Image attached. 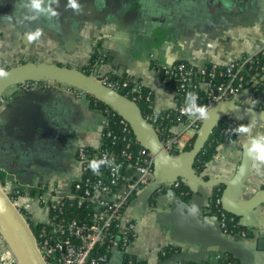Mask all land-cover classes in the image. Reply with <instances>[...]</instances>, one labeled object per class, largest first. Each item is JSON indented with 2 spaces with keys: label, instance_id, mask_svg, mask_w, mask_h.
Listing matches in <instances>:
<instances>
[{
  "label": "crops",
  "instance_id": "1",
  "mask_svg": "<svg viewBox=\"0 0 264 264\" xmlns=\"http://www.w3.org/2000/svg\"><path fill=\"white\" fill-rule=\"evenodd\" d=\"M77 3L79 10L69 7L68 0H42V10H36L32 0H0V67L6 70L33 63L79 68L98 52L108 61L96 69L97 75L111 73L146 85L152 92L153 109L166 112L175 108V96L160 86L150 55L168 66L178 62L195 68L225 66L254 56L256 45H264V4L259 0ZM49 7L58 16H50ZM37 28L43 34L29 42L26 33ZM15 91L9 99H17L13 109L0 107V179L14 181L12 188L16 189L17 183L22 189H37L47 179L48 185L67 191L78 175L77 149H92L101 143L100 112L91 107L85 93L67 91L64 86L31 92L12 87L6 95ZM241 98L245 107L264 105L261 97L254 99L250 93ZM253 101H258L254 107ZM229 121L237 135L217 147L203 180L235 177L247 155L251 163L244 186L255 193L264 188V162L257 160L259 153L249 150L254 140L264 144V124ZM241 126L250 131L241 133ZM172 130L179 132L181 126ZM16 173L23 177L21 181L16 180ZM126 175H134V171L129 169ZM214 187L190 188L188 198L174 190L157 193L151 186L140 191L125 210L136 228L129 257L156 264V251L174 247L180 250L179 257L173 256L179 264L200 260L213 264L212 259L217 264H264V207L240 219L245 237L229 238L221 234L212 213ZM30 214L35 221L41 220L36 207ZM152 251L156 253L151 255ZM119 254L113 252L112 264H120Z\"/></svg>",
  "mask_w": 264,
  "mask_h": 264
},
{
  "label": "built area",
  "instance_id": "2",
  "mask_svg": "<svg viewBox=\"0 0 264 264\" xmlns=\"http://www.w3.org/2000/svg\"><path fill=\"white\" fill-rule=\"evenodd\" d=\"M257 52H264V45H256ZM105 56L104 54H101ZM255 56V55H254ZM254 56H245L241 60L230 62L225 66L207 65L195 68L185 63L165 65L158 62L157 58L150 55L152 68L157 80L163 88L171 91L175 96L176 106L174 114L180 120L179 132L156 125L160 113L170 116V111L160 112L152 107L150 93L144 95L146 85L135 82L130 78L117 79L115 74L99 76L96 69H89V74L103 85L117 91L124 97L135 102L151 105L150 111L143 116L151 124L167 154L176 156L183 152L189 141L195 137L202 119L190 115L184 109L190 106L187 93L203 91L206 95L203 103L197 107H213L220 101L241 103L244 93L255 94L256 82L245 89V69L255 62ZM100 65H105L102 60ZM264 72V65L261 68ZM84 72V71H83ZM113 78V79H112ZM64 86L67 91L83 94L84 92L71 86L55 81L22 82L17 89L28 92L33 89L49 90ZM149 89V88H148ZM197 96V95H196ZM264 104L263 95H259ZM185 103H182L184 102ZM180 104L178 105L177 103ZM4 100L0 99V107ZM101 114V143L110 139L112 143L117 140L113 129H110L109 118L118 113L108 106ZM123 134V149L117 154L98 147L88 149L79 147L76 151V162L79 165L78 175L72 180L69 188L61 192L54 185L37 188L39 194L31 195L30 192L22 193V185L17 183V189L12 188L14 181H4L1 190L7 195L17 211L28 223L33 235L36 248L44 264H112V254L119 251L126 256V264H142L144 261H135L129 257L128 248L136 236V228L132 220L125 216V210L130 200L140 191L154 184L153 157L149 151L140 147L136 152L130 149L137 144L134 137L130 136V126L123 119L119 122ZM93 159H105L100 164L99 174H94L89 168ZM133 170L134 175H126L128 170ZM122 171V173H120ZM186 182L178 179L173 183H164L156 186V192L178 189ZM30 191L33 188L23 186ZM36 207L41 213V220L35 221L30 210ZM214 216L222 235L229 238H243L246 231L236 234L227 233L226 223L235 221L222 207L221 197L216 196L213 203ZM241 224V221H239ZM157 252V253H156ZM151 252L164 255L163 249ZM0 264H19L7 239L0 233Z\"/></svg>",
  "mask_w": 264,
  "mask_h": 264
},
{
  "label": "water",
  "instance_id": "3",
  "mask_svg": "<svg viewBox=\"0 0 264 264\" xmlns=\"http://www.w3.org/2000/svg\"><path fill=\"white\" fill-rule=\"evenodd\" d=\"M260 3L264 4V0H259ZM5 71L9 75L6 78H0V99L4 100L3 106L5 105L10 109H13L17 102V99L9 102V99L16 91L9 93L8 96L3 94L4 91L16 87L22 82L34 81H55L71 86L114 109L129 124L137 144L149 151L153 157L154 184L151 185L150 190L156 189L157 185L173 183L178 179L186 182L189 188L222 185L224 187L221 197L222 207L228 214L238 219L246 218L253 211L264 207V188L254 193L253 190L249 192L248 187L244 186L251 163L249 156L246 155L243 166L239 167L237 175L228 179L203 180V177L193 169L195 159L207 142L209 135L224 118H235L264 124V109L245 107L232 101L216 103L208 109L207 117L202 119L190 150L172 156L164 151L158 134L151 124L144 119L141 110L135 102L103 85L92 74L86 75L80 67L72 68L58 64L25 63L8 68ZM14 176L18 181L23 178L19 175L17 176V173ZM39 185L42 187L47 186L48 180L43 179V182ZM169 191L172 190L170 189ZM37 195L38 193H35V196ZM235 197L239 199L236 200ZM0 209H3L0 212V233L7 239L19 264H44L36 248L28 223L1 188ZM174 258L172 257V262L180 261ZM220 258L223 260V256ZM192 262L197 264L204 263L203 260ZM211 262L213 264L218 263L213 259ZM165 263L168 264L169 261L166 260L163 264Z\"/></svg>",
  "mask_w": 264,
  "mask_h": 264
},
{
  "label": "trees",
  "instance_id": "4",
  "mask_svg": "<svg viewBox=\"0 0 264 264\" xmlns=\"http://www.w3.org/2000/svg\"><path fill=\"white\" fill-rule=\"evenodd\" d=\"M254 59H255V62L253 63V65L252 66L249 65L245 69V89H248L249 87L252 86V84H254L256 82V85L254 87L256 92L253 95V98L256 99L259 97V95H263V97H264V72L261 71V68L264 65V52H257L254 56ZM101 60L104 63H107L108 58H107V56H102L98 52H94L91 55L88 63L85 64L84 66L80 67V68L82 71H84V73L86 75H89V69L90 68L97 69L100 65L99 62ZM181 63H183V62H181ZM150 65L152 68L155 67L154 62H152ZM117 79L124 80L126 78L122 77V78H117ZM143 93H144V95H147L150 93L151 98H152V92L148 88L147 89L145 88L143 90ZM192 93L197 95V100L195 103L197 105L202 104L204 99L206 98V95L204 94V92L196 90L195 92H192ZM85 95H86V98L88 99L91 107L98 110L99 112H102L104 109L108 108V106L106 104H104L103 102L96 100L94 97H92L88 94H85ZM188 102L191 104L190 99H188ZM182 103H185V101ZM177 104L179 105L180 102ZM137 105H138L139 109L141 110V113L143 116L145 115L146 112L150 111V109H151V105L145 104L143 102H138ZM258 109H264V105H260V107H258ZM168 111L171 112L170 116L166 117V113H160V118L158 119V122L155 123L156 125L160 124L161 127H164L165 129H170L172 126H175V125L179 124V122H181L180 120H178L176 118V115L174 114L173 110H168ZM121 120H122V118L119 115H115V116H112L109 118L110 129H113L114 134L117 136V140L114 143H112V141L110 139H104L102 141V143H100L101 149L107 150L108 152L114 153V154L119 153L121 151V149H123L122 138L124 136H127V137H129V136L122 133L121 126L119 123ZM241 121H243V120H241ZM236 135H237V132L235 131L233 124L229 121L228 118L227 119L224 118L220 122V124L217 125L214 128V130L212 131V133L209 135L207 142L205 143L204 147L202 148V150L200 151V153L198 154V156L195 159L193 169L199 175H201L204 179H206V177H204L202 174H203L207 164L210 161H212V159L216 155L217 147L220 144H224V143L233 141V139L236 137ZM130 136L134 137L132 134V131L130 132ZM194 138H192L189 141L188 145L184 148L183 151L190 150V148L193 144ZM139 148H140V146L138 144H134L131 147L130 151L134 153ZM223 190H224V187L222 185H217L213 189L214 194H213V197L211 200L212 213H214V211H215L213 208L214 199L216 196L222 197ZM174 191L177 194H179L182 198H188L190 196V193H191L190 188L188 186H184V185H181L178 189H175ZM27 192H30L31 195H35V193L39 194V192L37 190H34V189L30 190V191H27L25 189L22 190V193H27ZM135 197H133L130 200V202L132 200H134ZM130 202L128 203V205L130 204ZM234 220L235 221H228L226 223L227 233L236 234L238 232L246 231V228L244 227V225L242 223L241 224L239 223L240 219L235 217ZM117 252H119V251H117ZM163 252H164V255H161V254L158 255V260H157L156 264H161L163 261H166V260L169 261V264H179V262L178 263L172 262V257L174 255L180 254L179 249L174 248V247H167V248L163 249ZM119 257H120V264H126V259H127L126 256L121 254ZM136 264H139V263H136ZM142 264H153V263H151L149 261H144ZM186 264H195V263L187 262ZM225 264H232V263L228 262Z\"/></svg>",
  "mask_w": 264,
  "mask_h": 264
},
{
  "label": "clouds",
  "instance_id": "5",
  "mask_svg": "<svg viewBox=\"0 0 264 264\" xmlns=\"http://www.w3.org/2000/svg\"><path fill=\"white\" fill-rule=\"evenodd\" d=\"M52 3H57L58 0H51ZM41 5H42V0H32V7L33 9L36 10H42L41 9ZM68 6L71 7L72 9H76L79 10L80 9V5L77 3V0H68ZM47 12L50 14V16H58V13L54 10H52L50 7L47 9ZM42 30L37 28L35 31H30L28 33H26V39L29 42H34L36 40H38L41 35H42ZM9 75V73L7 71H5L4 68L0 67V78H6ZM186 99H190L191 100V104L189 107H186L184 109V111H186L187 113H189L190 115H195L197 116V118L199 119H205L207 117L208 114V109L205 106H200L197 107L196 106V100H197V96L192 93L189 92L187 93ZM258 103V101H253V107L255 106V104ZM239 131L241 133H247L250 131L249 127H244L241 126L239 128ZM252 148L249 150L250 152H254V153H259V155L256 157L257 160L264 162V144H261L257 141H252ZM105 159H100V160H96L93 159L92 161H90L89 163V168L92 170V172L94 174H99V166L102 163H105ZM3 209H0V212H2Z\"/></svg>",
  "mask_w": 264,
  "mask_h": 264
},
{
  "label": "rangeland",
  "instance_id": "6",
  "mask_svg": "<svg viewBox=\"0 0 264 264\" xmlns=\"http://www.w3.org/2000/svg\"><path fill=\"white\" fill-rule=\"evenodd\" d=\"M8 90H9V89H7L6 91H4L3 94H6V93L8 92ZM16 90H17V86H16ZM230 119H231V118H230ZM0 178H2V177H0ZM3 182H4V181H3ZM3 187H4V183H2V182H1V179H0V188L3 189Z\"/></svg>",
  "mask_w": 264,
  "mask_h": 264
},
{
  "label": "flooded vegetation",
  "instance_id": "7",
  "mask_svg": "<svg viewBox=\"0 0 264 264\" xmlns=\"http://www.w3.org/2000/svg\"><path fill=\"white\" fill-rule=\"evenodd\" d=\"M40 188H42V186H40Z\"/></svg>",
  "mask_w": 264,
  "mask_h": 264
}]
</instances>
